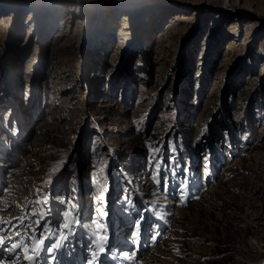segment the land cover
Instances as JSON below:
<instances>
[{
    "label": "rangeland",
    "instance_id": "374dc122",
    "mask_svg": "<svg viewBox=\"0 0 264 264\" xmlns=\"http://www.w3.org/2000/svg\"><path fill=\"white\" fill-rule=\"evenodd\" d=\"M240 1L255 12L228 0H0V215L44 208L39 189L54 239L58 201L71 200L81 247L99 182L119 253L109 264H264V0Z\"/></svg>",
    "mask_w": 264,
    "mask_h": 264
},
{
    "label": "snow or ice",
    "instance_id": "6c2138e0",
    "mask_svg": "<svg viewBox=\"0 0 264 264\" xmlns=\"http://www.w3.org/2000/svg\"><path fill=\"white\" fill-rule=\"evenodd\" d=\"M153 153L160 152L159 148H153ZM155 160V167L157 172L161 170V166L164 165L165 161L163 158L157 159L155 155L153 156ZM171 161H169L170 163ZM53 171H56L54 169ZM187 172V169H185ZM51 172L49 175L51 176ZM158 182V181H157ZM46 184H51V179L44 181ZM188 185L187 182L183 183L180 187V202L186 203L188 194L186 192ZM163 189L165 192L169 189V182L167 176L163 179ZM106 186L103 183L97 184V191L99 193L98 201L101 206L96 208V212L98 216L92 220L91 227L93 228V236L95 241V249L96 251L93 253V259L99 260L103 255H105L109 248L106 247L108 244L109 238L107 235L106 225L103 223L107 213L104 209L103 201L104 194L106 192ZM38 199L35 201L37 204H43L44 208L37 209L35 211L31 210L29 205H25L24 207H20L21 214L14 218H9L5 220L2 216H0V264H5L2 253L7 251L15 264L16 261L21 259L20 253H23V259L26 264H59V258L56 255L57 252L63 248L64 242L67 239L63 233L66 230H69L72 226L79 224V206L73 201H65L60 199L58 202L65 205L64 211L62 212L63 223L61 225L60 234L57 236V239L52 243H47L51 240V232L48 227L47 215L50 212V209H47V206L50 201V197L45 192H41L39 189L36 190ZM196 198V197H193ZM32 203V202H30ZM129 204L132 203L131 200L128 201ZM9 205H5L3 208H0V212L7 211ZM25 209H28V214H25ZM13 220L16 222L13 223ZM25 220H29L30 223L25 225ZM43 222V228H41V224ZM34 225V226H33ZM27 227L29 229V239L32 241V246L28 247L23 242H17V239L13 237H19L20 228ZM137 228H139V222H137ZM138 233L134 232L133 237L135 238ZM7 236V239L5 238ZM155 240V237H153ZM47 255H44V254ZM121 255H125V258H129L126 254L121 253Z\"/></svg>",
    "mask_w": 264,
    "mask_h": 264
},
{
    "label": "bare ground",
    "instance_id": "6f19581e",
    "mask_svg": "<svg viewBox=\"0 0 264 264\" xmlns=\"http://www.w3.org/2000/svg\"><path fill=\"white\" fill-rule=\"evenodd\" d=\"M51 1H55V2H62V0H51ZM73 1H76V2H80L81 0H73ZM229 1V3H230V6L231 5H233V6H235V8L237 9V10H239V11H241V10H243V11H246V12H250V13H254L255 11H253L251 8H247V7H245L244 5H243V3L240 1V0H228ZM30 18H28V20H29ZM125 23L123 22V25H124ZM118 35H123V30H120L119 32H118ZM119 36V37H120ZM125 184H128L127 182H125ZM55 213V212H54ZM54 213L52 212V216L54 217V219H53V221H55V219H57L56 218V215H54ZM1 216V215H0ZM20 231V235H19V237L17 238V237H13L14 239H17V242H23V240H25V242H27L28 240H29V235L27 236V237H23L24 235H26V234H28L29 233V229L25 232V230H22V229H20L19 230ZM113 232V231H112ZM88 238L89 237H87V238H85L84 237V239L85 240H83V242H84V245H86V243H88ZM6 239H7V236H6ZM53 240L51 239V240H49L47 243H51ZM32 242V241H31ZM252 242V241H251ZM89 243H95V241H94V239L92 240H90V242ZM256 244V243H255ZM28 247H31V246H28ZM255 247V246H254ZM108 248L109 249H111V245H109L108 246ZM84 250H85V248H84ZM96 251V249H95V247L93 246V245H90V247H89V251H88V256H82V253H81V258H79V259H77L76 261H75V264H82V262L84 263V264H90V259H91V257L93 256V253ZM21 254H23V253H20V256H21V259L20 260H18V261H16L15 262V264H26V262L24 261V259H23V255H21ZM44 255H47L46 253L44 254ZM57 255V254H56ZM2 258H3V260H4V262H5V264H13V261H12V258H11V256H10V254L7 252V251H5V253H2ZM66 259H67V256H63V258H62V264H67V261H66ZM144 260V258H142V259H138L137 260V262H138V264H140V262L141 261H143ZM130 264V263H129Z\"/></svg>",
    "mask_w": 264,
    "mask_h": 264
}]
</instances>
